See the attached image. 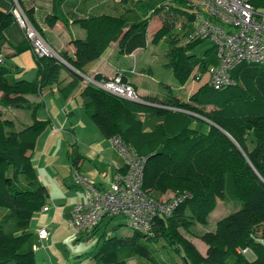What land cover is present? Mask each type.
Listing matches in <instances>:
<instances>
[{"label": "trees", "instance_id": "16d2710c", "mask_svg": "<svg viewBox=\"0 0 264 264\" xmlns=\"http://www.w3.org/2000/svg\"><path fill=\"white\" fill-rule=\"evenodd\" d=\"M5 1L10 2L11 11L0 9V49L7 42L4 30L15 22L12 14L15 3L34 25L32 0ZM167 1L150 10L140 22L129 25L125 12L75 19L73 23L86 36L71 41L72 55L59 53L58 56L83 74L84 66L100 59L113 43L120 55L144 49L150 23L153 16H158L161 26L151 43H157L175 28L178 30V34L169 38L167 66L176 83L185 86L196 69L201 74L206 70L205 57L200 59L194 54L203 40L188 39L194 16L186 2ZM249 1L256 11H264V0ZM57 20L55 15H48L45 23L52 26ZM182 39H187L184 44L180 42ZM29 49L26 38L21 45L13 47L15 55ZM33 57L37 67L33 81L15 80L10 68L0 64V107L31 109L30 123L18 130L14 129L12 119L3 117L0 109V209H4L0 213V264H36L29 224L33 214L42 210L49 198L32 164L31 151L51 120L37 118L38 105L29 103L25 96L37 95L43 88L57 84L63 69L72 78L59 90L64 99L82 82L80 75L57 58L34 54ZM231 77L235 82L231 87L214 90L202 85L186 102L168 97L156 103L162 107L118 99L91 85L81 89L83 111L99 130L106 137L119 134L133 150L146 156L144 190L152 195L167 191L190 194L170 216L158 217L156 221L155 235L173 247L181 264H226L229 258L233 260L231 264H264V65L240 64ZM94 78L102 79L99 74ZM122 78L126 81L123 72ZM142 115H157L162 120L145 130ZM201 118L205 130L201 124L193 126L195 119ZM76 161L74 155L72 164ZM217 200L238 201L240 207L219 219L213 230L196 234L207 245L202 255L180 229L190 231L195 224H206ZM92 229L96 231L98 225ZM156 236L136 230L132 235L120 237L103 234L93 264H127L132 257L153 261L154 251L141 238L156 241ZM237 248L250 250L253 257L248 259Z\"/></svg>", "mask_w": 264, "mask_h": 264}, {"label": "rangeland", "instance_id": "374dc122", "mask_svg": "<svg viewBox=\"0 0 264 264\" xmlns=\"http://www.w3.org/2000/svg\"><path fill=\"white\" fill-rule=\"evenodd\" d=\"M166 2L167 0H132L126 7L127 24L129 25L131 23L140 22L150 10ZM132 5L134 6L132 7ZM56 7L58 8V6H55V8ZM115 10L118 11L110 14L123 13L122 6ZM258 12L264 14L263 10H259ZM203 14L205 15V13ZM177 21L180 22V19ZM160 26V17L153 16L151 25L147 32L146 47L144 49L136 50L130 55H120L117 53L116 46H114L108 62L114 67L130 70V72L133 73L131 81L148 91L149 95L143 98L158 102L160 100L167 99L168 97H176L186 101L191 90L193 88L197 89L200 85H202L205 80V76L198 82L190 79L183 87L176 83L172 76L171 69L167 66V51L170 36L178 34V30L176 28L173 29L171 32L166 34L163 39H160L157 43L152 44V36L160 28ZM73 29L76 32L82 31L77 26L75 28L73 27ZM186 40L187 39L180 40L181 44H184ZM30 51H24V54L26 55L23 54L24 56H20L19 58L22 62L28 64L26 66H29V64L31 65V62H34ZM206 53H208V55H205ZM194 54L200 59L205 57L206 68L216 66L217 64L214 43L211 40L202 41L196 47ZM56 55L58 54L56 53ZM15 57L18 56L5 58V64L9 67L13 65L15 66ZM24 57H27L28 60H24ZM33 69L34 68L32 66V70ZM30 70L27 74L31 72ZM117 72L122 73V71ZM69 77L70 76L67 71L64 69L61 70L57 84L43 88L41 92L42 96L37 95L33 99V101L36 100L38 104H40L36 109V117L40 119L50 118L52 126H56L57 130L59 129L55 135L48 137V142L45 144V148L43 146L44 138L48 129L42 133L44 135H39L35 142V148L31 151V161L34 162V165L38 164V178L40 179L39 173L40 175L42 174L43 179H41L40 182L46 186L49 192L47 205L51 206L49 212H45L43 210L37 211L33 214L30 220L29 230L33 233V248L36 264H93L95 260L94 255L98 251L102 242L101 235L104 234L106 237L113 235L120 237L133 234V228L128 225V220L123 215L105 217L98 224V229L96 231H93L92 227L77 231L68 223L67 213L70 211V208L75 204L83 203L85 201L83 192H81V190L76 186L78 184L75 183L73 178L74 170L72 167V160L76 153L78 143L69 126L70 120L73 123L78 121L77 108L82 107V97L80 95L75 98L73 97L74 99L72 98V103L68 107V103L61 97L59 91V89L68 82ZM15 79L17 80L19 77L15 75ZM81 83L84 84L83 81ZM66 107L69 110L76 108V112L70 115L67 113L68 110ZM206 108L210 107L207 106ZM0 109L4 113L3 117L10 118L14 121V129L16 130L20 129L23 124L30 122L31 109L29 108L0 107ZM82 116H84L85 120L90 122V124H93V122L86 115L83 114ZM141 118L143 119L145 130L152 129L157 122L162 120V117L157 115H149L146 117L142 115ZM65 122L66 124L63 125ZM199 124H201V128L203 130L206 129V124L203 118H201V120L195 119L193 122V126L195 127L199 126ZM50 127L51 126H49V129ZM44 149L46 151L43 155ZM165 193H162L166 196L163 197V199L167 200L176 192L171 193L170 191H167ZM239 207L240 203L238 201L223 202L217 200L216 206L209 214L206 224L203 225L198 223L195 224L190 231L180 229V232L195 245L197 250L202 255H205V244L196 237V234L213 230L219 219L227 216ZM65 211H67V213ZM3 212L4 209H0V213ZM49 213H51V216ZM44 214L46 215L44 216ZM54 215L56 218L53 221ZM37 222H40L42 226L48 225L49 222V229H47L49 235L47 238H50V242L49 240H38L40 239L38 237V230L44 226H40L41 228L39 227L36 229L35 225ZM155 234L156 232L152 235L156 236ZM155 238L156 241H145L141 238V242L148 244L154 251L153 261L155 260L156 263L162 262L163 264H181L182 260L174 251L173 247L169 245L163 237L156 236ZM245 250L246 252L243 253L239 248H237L238 252H241L248 259H251L253 257V253L248 249ZM153 261L142 257H132L128 259L127 264H155ZM232 262V258H229L226 264H231Z\"/></svg>", "mask_w": 264, "mask_h": 264}, {"label": "built area", "instance_id": "2783aa9c", "mask_svg": "<svg viewBox=\"0 0 264 264\" xmlns=\"http://www.w3.org/2000/svg\"><path fill=\"white\" fill-rule=\"evenodd\" d=\"M184 1L194 16L188 39L211 40L214 43L217 64L206 68L203 85L222 90L235 85L231 72L240 64L264 65V14L256 11L249 0ZM15 5L12 14L23 30L32 53L38 57H58L17 3ZM203 74L194 73L191 79L201 81ZM82 81L85 86L91 85L118 99L143 102L132 85L123 81L120 72L99 80L82 77ZM112 143L124 159L123 170L117 171L113 182L104 190H99L91 180L74 171L75 182L85 190V201L71 207L68 223L81 231L93 228L105 217L123 215L133 230L152 235L157 218L170 216L190 194L187 191L176 192L167 200L152 196L142 187L146 156L133 150L119 134L112 137ZM42 210H48V206ZM48 235L46 228L38 230L40 239H46ZM240 251L246 252L245 249Z\"/></svg>", "mask_w": 264, "mask_h": 264}, {"label": "crops", "instance_id": "0c3cea01", "mask_svg": "<svg viewBox=\"0 0 264 264\" xmlns=\"http://www.w3.org/2000/svg\"><path fill=\"white\" fill-rule=\"evenodd\" d=\"M131 1L132 0H129L124 4H121L120 0H32L31 5L34 8V15H33L34 25L41 31L43 39L49 45V47L52 50H54L57 54L67 53L68 55H72L74 52V47H73V44L71 43V41L77 40V39L82 40L86 36L85 31L83 29H81L78 25L73 23V21L75 19L84 18V17H87L88 15H118V14H110V13H113V12L116 13L118 10H115V9H117L118 7H121V6H122L123 13L124 12L126 13V7H127V5H129V3ZM166 3H168V1ZM162 4H165V3H162ZM162 4H160V5H162ZM55 6H58V8L57 7L55 8ZM133 6L134 5H132V7ZM0 9L5 11V12L11 11L10 2L5 1V0L1 1L0 2ZM48 15L49 16L55 15L58 18V20L52 26H48L45 23V18ZM150 25H151V23H150ZM76 26L79 27L82 31H77V32L74 31L73 27L75 28ZM45 34L47 37L45 36ZM54 35H56V36H54ZM4 37H5L7 42H5L0 49V55L3 58V64L6 65L5 61H4L5 58L11 57V56H18V57H15V59H16V62H15L16 65L15 66L13 65V66L9 67L6 65V67L10 68L11 75L14 79H15V75H17V77H19V79H17V80L33 81L36 78V73H37L36 68L37 67L35 64V59L33 57L32 52L30 51V49L25 51V52L30 51V53L32 54V58L34 60L33 63L30 61L31 65L29 64V66H26L28 64H25L24 62H22L19 59L20 56L26 55V54H24L25 52L20 53L19 55L14 54L13 47H17V46L21 45L23 42H25L24 32L18 26L16 21L13 22L9 27H7L4 30ZM114 46H116V43H113L109 46L106 54L102 56L103 58H100L98 60H95L93 62L86 64L83 68V74H85V75H83V74H81V75H83V77H94L95 75L99 74L101 76V78H110L117 71H122L123 73L126 74V81L132 85V87L136 91V93H137V95L141 101L148 103V104H151L150 106L162 107L161 105L156 104V103H159L160 101H163V100H160L157 102L154 100H147V99L143 98V97L149 95L148 91L145 88H142V87L138 86L137 84H135L134 82L131 81V77H132L133 73L130 72V70H125V69L114 67L113 65H111L108 62V59L111 56V52H112V49ZM27 57H28V55H27ZM27 57H24V60L27 61L28 58L30 59V57H28V58ZM32 66L34 68L33 70H32ZM29 70L31 72L29 74H27V72ZM197 72H199V71H197V69H196L195 73H197ZM28 77H32V78H28ZM71 80H72V78L70 76L68 82L62 88H64ZM202 85H203V83H202ZM202 85H200V86H202ZM84 86L85 85L83 83H80L73 90V92L71 93V95L67 99H64L61 96L65 100V102L68 103V107L72 103V101H71L72 98L73 97L75 98L76 96L80 95L81 89ZM197 89L193 88L191 90L188 98ZM41 92H42V90H41ZM41 92H39V94H37V95L42 96ZM37 95H27V96H25V99L29 103L36 104L39 107L40 104H38V102L36 100L33 101L34 97ZM0 97H1V93H0ZM188 98L186 99V101L188 100ZM176 99H178V98H176ZM81 100H82V104H83V98ZM178 100L183 101L181 99H178ZM186 101H183V102H186ZM141 104H143V103H141ZM80 108H81V110H80ZM80 108H77L78 121H75L74 123L71 120L69 121L70 129H71V131H72L73 135L75 136L76 141L78 143V145H77L78 147H77V150L75 153V157L77 158V161L75 164H72V167H73L74 171H77L78 173L82 174L83 176H85L86 178L91 180L99 190H104L105 188H107L109 186L110 183L113 182V180L115 178V174L117 173L119 168H122L124 166L125 162H124L123 157L118 152L117 148L112 143V137L113 136L112 137H106L94 123L90 124V122L85 120L84 116H82V115L83 114L86 115V114L84 113L83 108L82 107H80ZM67 110H68L67 113L70 115H72L76 112V108L75 109L72 108L71 110H69L67 108ZM30 121H31V119H30ZM26 124H28V123H26ZM65 124H66V122L63 125H65ZM49 126H51L50 129H49V127H47L45 129V131L48 129V132L45 133L44 145H43L44 148L46 147L45 144H47V142H48V137L55 135L59 130V129L57 130L56 126H52V121H51V125H49ZM45 131H43L42 133H44ZM42 133L40 135H44ZM68 150H70V149H68ZM45 151L46 150L44 149L43 155L45 154ZM32 164L35 167V170L37 172L39 170V167H37L38 164L34 165V162H32ZM39 177H40L39 180L43 179V176H42V174L40 175V173H39ZM76 186L81 190V192H83V196L85 199L84 188L80 185H76ZM170 192L172 193V191H170ZM165 195H166V193H165ZM165 195L164 194H162V195L156 194L153 196L156 198H163V197H166ZM223 202H227V201H223ZM47 206H48V210H45V212H49L51 209V206H49V205H47ZM53 207H54V204H53ZM65 212L67 213V211H65ZM69 212L67 213L68 217H69ZM45 215L46 214H44V216ZM49 215L51 216V213H49ZM55 218H56V216L54 215L53 221L55 220ZM43 220H44V217H43ZM40 226L41 227L44 226L43 228L49 229V227H48L49 222H48V225H43V226H42V224H40V222H37V224L35 225V228L37 229ZM50 235H51V233H50ZM38 240L39 241H41V240L48 241L49 240V242H50V238L49 239L48 238L47 239H38ZM206 250H207V245L205 244L204 254L206 253Z\"/></svg>", "mask_w": 264, "mask_h": 264}, {"label": "water", "instance_id": "95a60500", "mask_svg": "<svg viewBox=\"0 0 264 264\" xmlns=\"http://www.w3.org/2000/svg\"><path fill=\"white\" fill-rule=\"evenodd\" d=\"M63 65H65L66 67H68L69 69L73 70L74 72H76L74 69H72L63 59H61L59 56L56 57ZM77 73V72H76ZM78 75L82 76L81 73H77ZM143 104H146V105H151V104H148V103H145V102H142ZM210 122V121H209Z\"/></svg>", "mask_w": 264, "mask_h": 264}]
</instances>
